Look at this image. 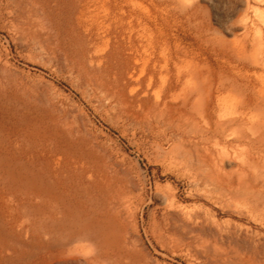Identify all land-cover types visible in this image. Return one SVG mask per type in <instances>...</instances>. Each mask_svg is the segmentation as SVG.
<instances>
[{
	"label": "rangeland",
	"instance_id": "rangeland-1",
	"mask_svg": "<svg viewBox=\"0 0 264 264\" xmlns=\"http://www.w3.org/2000/svg\"><path fill=\"white\" fill-rule=\"evenodd\" d=\"M0 264H264V0H0Z\"/></svg>",
	"mask_w": 264,
	"mask_h": 264
}]
</instances>
